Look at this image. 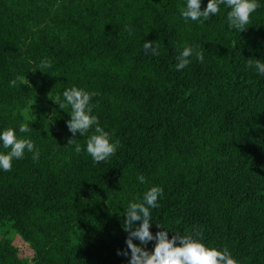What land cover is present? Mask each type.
<instances>
[{
	"label": "trees",
	"instance_id": "obj_1",
	"mask_svg": "<svg viewBox=\"0 0 264 264\" xmlns=\"http://www.w3.org/2000/svg\"><path fill=\"white\" fill-rule=\"evenodd\" d=\"M258 3L239 32L223 4L200 23L182 17L187 0H0V132L14 129L40 153L0 169V225L18 230L37 258L25 262L0 238V264H130L126 211L153 186L163 188L150 208L153 235L202 230L206 246L226 247L238 264H264V75L247 66L264 63ZM145 41L160 54H145ZM186 46L193 55L177 71ZM18 76L29 84L10 86ZM73 86L97 93L91 114L119 141L107 161L87 153L94 126L76 134V153L71 107L44 108L43 95L63 100Z\"/></svg>",
	"mask_w": 264,
	"mask_h": 264
},
{
	"label": "clouds",
	"instance_id": "obj_2",
	"mask_svg": "<svg viewBox=\"0 0 264 264\" xmlns=\"http://www.w3.org/2000/svg\"><path fill=\"white\" fill-rule=\"evenodd\" d=\"M226 5L231 10L227 12L228 27L239 32L244 31L251 24L252 14L260 7L258 0H208L206 8L201 9V0H187L186 8H181V15L185 20L191 19L203 23L210 16L216 15L220 11V5ZM203 18V19H202ZM145 54L158 56V45L154 46L152 41H145L143 44ZM194 49L186 46L177 57L175 68L177 71L184 69L189 63V57L193 55ZM196 58L203 63L204 55L202 51L195 52ZM248 67H255L259 74L264 75V63L259 59L255 62L248 61ZM51 67V62L44 60L40 70ZM29 84L26 76H18L10 81V86ZM96 92H88L75 86L63 92V100L59 96H49L60 109L71 107L70 119L67 121L69 131L73 137L68 144L75 145V152H81V146L76 142V134L85 135L94 126V133L87 139L86 150L94 163L107 161L115 155L119 147V141L111 142L109 132L100 126L99 118L92 115L91 100L96 96ZM21 133L31 131L27 123L19 126ZM0 141L5 149H10L7 153H0V169L11 171L14 159H21L25 152L32 153L33 160L39 158V150L35 148L31 139L18 138L14 129L8 128L0 132ZM139 182H146L145 177H137ZM163 195V188L159 186L151 187L143 197V202H131L126 211V219L123 222V229L128 233L126 244L131 251L130 264H238L225 247L222 250L208 247L203 243L202 230H193L192 234L180 235L177 233L171 239L168 237V230L158 231L155 235L150 231L152 223L150 208H157L158 200ZM139 222V223H138ZM158 225H161L158 223ZM163 226V225H162ZM196 237H200L197 239ZM138 239L140 244L134 243ZM150 241H155L154 249L149 251L142 245H147ZM179 241V243H177ZM118 254L127 255V251Z\"/></svg>",
	"mask_w": 264,
	"mask_h": 264
},
{
	"label": "rangeland",
	"instance_id": "obj_3",
	"mask_svg": "<svg viewBox=\"0 0 264 264\" xmlns=\"http://www.w3.org/2000/svg\"><path fill=\"white\" fill-rule=\"evenodd\" d=\"M50 93V92H49ZM49 93L43 95V104L46 111L51 114L55 108V103L53 99L49 96ZM53 97L58 96L55 92H51ZM36 108L33 104H30L28 108L24 111L25 118L29 119L32 112H34ZM0 238L10 240L16 247L20 250V256L27 263H33L37 258V253L35 250L29 245L28 242H25L22 238L21 234L18 230L12 228L7 221L0 225Z\"/></svg>",
	"mask_w": 264,
	"mask_h": 264
}]
</instances>
